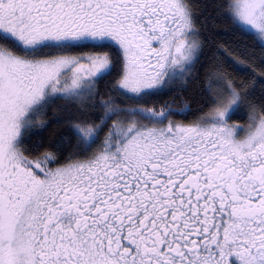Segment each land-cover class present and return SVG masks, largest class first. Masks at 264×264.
<instances>
[{"label":"snow or ice","instance_id":"snow-or-ice-1","mask_svg":"<svg viewBox=\"0 0 264 264\" xmlns=\"http://www.w3.org/2000/svg\"><path fill=\"white\" fill-rule=\"evenodd\" d=\"M194 7L0 0V264H264V68L233 61L250 83L206 71L210 106L187 124L170 117L190 105L153 100L199 79ZM226 7L264 55V0ZM57 101L67 134L30 159L27 138ZM244 110L241 137L229 121Z\"/></svg>","mask_w":264,"mask_h":264},{"label":"trees","instance_id":"trees-1","mask_svg":"<svg viewBox=\"0 0 264 264\" xmlns=\"http://www.w3.org/2000/svg\"><path fill=\"white\" fill-rule=\"evenodd\" d=\"M190 3L195 5L193 12L195 28L198 31L197 38L203 42L204 46L198 64L200 76L199 79L190 80L186 88H178L177 90L180 91L173 93V95L176 96L177 100L190 105L191 110L204 112L210 106L205 99L207 94L203 92V88L208 86V80L204 75L206 71L212 73L213 77L217 70L228 72L237 83L241 80L250 83L252 75H254L251 68L242 71L233 61L241 60L249 63L259 71L260 68H264V55H262L260 43L254 35L245 34L234 26L226 7L229 0H190ZM221 4L225 7L219 8L218 5ZM218 49H222L219 55H217ZM110 87V84H104L99 87V90L101 93L108 94V88ZM216 87L217 85L213 83L210 90H214ZM260 92L261 85L257 83L252 94L259 96ZM154 100L162 101L163 98L157 97ZM62 103L59 102L50 106L45 117L49 122L48 126L41 131L34 129L27 138L26 143L30 149L29 157H36L43 152L54 151L57 143L64 137L66 114L64 112L59 113L58 121L61 124L53 123V120L56 119L54 111L55 109L58 110L57 106ZM246 119H249V117L247 110H244L243 115L234 117L231 121L240 122Z\"/></svg>","mask_w":264,"mask_h":264},{"label":"flooded vegetation","instance_id":"flooded-vegetation-1","mask_svg":"<svg viewBox=\"0 0 264 264\" xmlns=\"http://www.w3.org/2000/svg\"><path fill=\"white\" fill-rule=\"evenodd\" d=\"M189 41H191V37L189 38ZM93 51L94 50L91 47H86V48H83V49L80 50L81 54H84V55H87L88 53L93 52ZM95 51H101V50L100 49H96ZM113 76L115 77V73L113 74ZM108 79L109 80H113V82H114V78L113 77H109ZM188 83H190V81ZM104 84H106V83L104 81H101L99 87L102 86V85H104ZM178 88H181L180 87V81L179 80L176 82V85L175 86L171 87L168 91H166V92L162 93L160 96H158V97H162L163 100L162 101L157 100L158 103L156 104V107L159 109L161 105H163L165 102H167V104L172 109H174L176 111H181L184 108V105L186 103L183 102V101H181V100H177L176 99V96L173 95V93H177V92L180 91V90H177ZM100 94H101V97H103L104 99H107L108 98V95H109V93L108 94H104V93H101V92H100ZM169 96H171V97H169ZM101 97H97V99H100ZM155 98H157V97H153V100ZM59 102H62V101H57L56 103H59ZM125 106H127V107H140V106H143V105H135V104H132V103H127ZM147 106L150 107L151 106V103L149 102V104ZM207 111H208V109L205 110L204 112H196L195 110H190L186 115H183V116H174V117H170V119H173L177 123H185V124H187L189 122H192V121H195V120L199 119ZM54 112H55L54 113V117H56L57 115H59L60 112H63V111H58L57 109H55ZM167 122L168 121H165V124H167ZM53 123L54 124H59L60 122L57 119H55V120H53ZM109 123H111V122H109ZM144 123H146V122H144ZM229 123H231V124H238L239 126H241L244 129V131H242V132L239 133V135L241 137H243V136H245L247 134V127H248V124H249V119H246L245 121H240V122L229 121ZM48 124H49V122L47 121V126H48ZM149 126H151V125H149ZM44 128H42V129H36V130L37 131H41ZM67 131H68L67 128H65L64 129V132H63L64 133L63 136H65L67 134ZM57 141H59V140L57 139ZM72 151H74V144L73 145H65L64 152L61 155L60 161L58 163H62L64 161V157L69 152H72ZM44 153L45 152L41 153L38 156L39 157H42ZM38 156H36V157H38ZM29 158L32 159V158H35V157H29ZM58 163H49L47 166L50 167V168H55V167L58 166Z\"/></svg>","mask_w":264,"mask_h":264},{"label":"rangeland","instance_id":"rangeland-1","mask_svg":"<svg viewBox=\"0 0 264 264\" xmlns=\"http://www.w3.org/2000/svg\"><path fill=\"white\" fill-rule=\"evenodd\" d=\"M257 39H258V41H259V37L258 36H255ZM37 123L39 122V118H37V121H36Z\"/></svg>","mask_w":264,"mask_h":264}]
</instances>
